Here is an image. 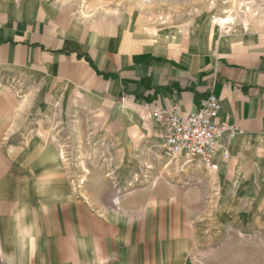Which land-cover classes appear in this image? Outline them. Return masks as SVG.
Here are the masks:
<instances>
[{
  "label": "rangeland",
  "instance_id": "1",
  "mask_svg": "<svg viewBox=\"0 0 264 264\" xmlns=\"http://www.w3.org/2000/svg\"><path fill=\"white\" fill-rule=\"evenodd\" d=\"M47 1L91 16L89 0ZM99 1L106 11L130 7L134 26L186 34L214 29L230 14L234 22L220 32L264 19V0ZM112 117L76 86L0 66V264L81 263L83 248L110 233L163 246L173 264H264V218L253 207L229 205L230 191L209 195L213 176L170 157L158 141H111Z\"/></svg>",
  "mask_w": 264,
  "mask_h": 264
},
{
  "label": "crops",
  "instance_id": "2",
  "mask_svg": "<svg viewBox=\"0 0 264 264\" xmlns=\"http://www.w3.org/2000/svg\"><path fill=\"white\" fill-rule=\"evenodd\" d=\"M87 3L91 16L84 18L47 0H0V66L78 87L113 115L111 141H158L162 149L163 126L145 103L176 108L186 118L215 94L218 121L242 132L220 140V169L210 173L206 188L224 198L230 191L229 205L253 207L264 218V19L248 18L246 29L238 23L228 33L218 26L186 34L177 26H134L130 7L106 11L99 0ZM100 237L75 264H173L164 262L163 246H134L111 233Z\"/></svg>",
  "mask_w": 264,
  "mask_h": 264
},
{
  "label": "built area",
  "instance_id": "3",
  "mask_svg": "<svg viewBox=\"0 0 264 264\" xmlns=\"http://www.w3.org/2000/svg\"><path fill=\"white\" fill-rule=\"evenodd\" d=\"M145 106L151 108L152 117L163 126L164 152L209 173L220 169L217 158L220 154V140L226 135L233 136L242 132L227 121H218L221 103L213 93L186 118L181 117L176 108L166 110L159 105L151 107L149 103H145ZM222 157L227 159L226 151L222 153Z\"/></svg>",
  "mask_w": 264,
  "mask_h": 264
},
{
  "label": "bare ground",
  "instance_id": "4",
  "mask_svg": "<svg viewBox=\"0 0 264 264\" xmlns=\"http://www.w3.org/2000/svg\"><path fill=\"white\" fill-rule=\"evenodd\" d=\"M234 21V17L232 14L225 16V17H219L215 19V23L218 24L220 27H225L227 24H230Z\"/></svg>",
  "mask_w": 264,
  "mask_h": 264
}]
</instances>
